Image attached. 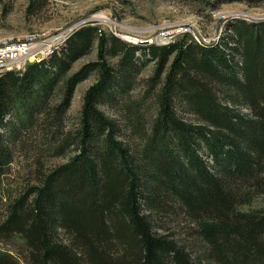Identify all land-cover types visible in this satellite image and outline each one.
Returning a JSON list of instances; mask_svg holds the SVG:
<instances>
[{
	"label": "trees",
	"instance_id": "trees-1",
	"mask_svg": "<svg viewBox=\"0 0 264 264\" xmlns=\"http://www.w3.org/2000/svg\"><path fill=\"white\" fill-rule=\"evenodd\" d=\"M172 42L88 23L0 71V264H264V208L240 209L246 186L264 192V20ZM173 209L197 220L200 248L157 223Z\"/></svg>",
	"mask_w": 264,
	"mask_h": 264
},
{
	"label": "rangeland",
	"instance_id": "rangeland-1",
	"mask_svg": "<svg viewBox=\"0 0 264 264\" xmlns=\"http://www.w3.org/2000/svg\"><path fill=\"white\" fill-rule=\"evenodd\" d=\"M34 1L38 3L29 9V0H0V42L7 40L28 44V48L22 55L25 57L16 61L21 65L26 61L37 60L35 56L39 60L48 58L54 51L60 50L78 28L88 23L97 24L104 31L114 33L134 44L169 45L185 33L201 43L219 44L225 38V28L230 21L234 19L264 20V0L254 4L246 1L220 2L218 0ZM172 25H189L194 31H184L176 38H133V36L141 38L156 28ZM96 57L97 49L94 47L89 54L74 63V69ZM151 67L152 62H148L142 75L148 76ZM18 69L22 70V68ZM95 80L96 75L92 74L78 83L71 106L67 111L69 126L77 122L84 93ZM57 99L58 97H55V100ZM21 159L22 157L19 156L18 160ZM63 160L64 157L60 156L49 158V162L58 163ZM206 160L212 163V157L207 156ZM245 190L253 192V188L249 186H246ZM246 192L244 195L246 199L243 200L240 209L264 208V192L254 191L250 196ZM157 223L162 226L163 231L166 230L176 237L187 240L194 249L200 248L202 243L197 237L199 229L197 220H187L184 213L173 209L167 211Z\"/></svg>",
	"mask_w": 264,
	"mask_h": 264
},
{
	"label": "built area",
	"instance_id": "built-area-1",
	"mask_svg": "<svg viewBox=\"0 0 264 264\" xmlns=\"http://www.w3.org/2000/svg\"><path fill=\"white\" fill-rule=\"evenodd\" d=\"M184 31H194V29H191L189 25L187 26L172 25V26H164V27L156 28L150 34L145 35L144 37L141 38L134 37L133 35L132 36L134 39L176 38L178 34L184 33ZM197 35L200 34L197 33ZM27 48H28V44L26 42H21V41L9 42L7 40L0 42V67L2 63L20 64V63H16V61L25 57L22 55L23 53H25V50ZM35 58L37 57L35 56ZM25 63H27V61Z\"/></svg>",
	"mask_w": 264,
	"mask_h": 264
},
{
	"label": "bare ground",
	"instance_id": "bare-ground-1",
	"mask_svg": "<svg viewBox=\"0 0 264 264\" xmlns=\"http://www.w3.org/2000/svg\"><path fill=\"white\" fill-rule=\"evenodd\" d=\"M102 19H105V18H102ZM5 41V40H4ZM1 42H3V41H1ZM35 59V58H34ZM37 60H39V58H36ZM21 64H13V63H2L1 64V67H0V70H3V69H12V68H22V69H24L25 67L24 66H26V63L25 64H23V65H21Z\"/></svg>",
	"mask_w": 264,
	"mask_h": 264
}]
</instances>
